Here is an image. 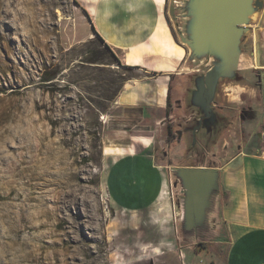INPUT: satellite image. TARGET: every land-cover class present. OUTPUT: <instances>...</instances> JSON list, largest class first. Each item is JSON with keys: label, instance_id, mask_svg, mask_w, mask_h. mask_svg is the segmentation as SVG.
<instances>
[{"label": "rangeland", "instance_id": "rangeland-1", "mask_svg": "<svg viewBox=\"0 0 264 264\" xmlns=\"http://www.w3.org/2000/svg\"><path fill=\"white\" fill-rule=\"evenodd\" d=\"M70 7L71 0H0V145L25 148V174L0 187V206L13 190L20 214L11 237L0 226V264H11L1 254L5 241L19 244L15 264H183L192 240L177 232L169 116L158 133L166 145H121L153 122L128 119L118 98L152 74L125 66L97 36L68 37L59 17ZM126 149L152 153L161 165L157 198L119 199L110 167ZM130 189L135 195L138 187ZM206 248L225 256V245L208 243L186 261L209 260Z\"/></svg>", "mask_w": 264, "mask_h": 264}, {"label": "crops", "instance_id": "crops-1", "mask_svg": "<svg viewBox=\"0 0 264 264\" xmlns=\"http://www.w3.org/2000/svg\"><path fill=\"white\" fill-rule=\"evenodd\" d=\"M167 8L168 0H71L70 9L59 17L71 39L97 36L120 52L124 65L152 74L154 81L133 83L118 98L117 106L124 109L128 119L136 116L140 123L153 122L149 130H134L132 142L121 145H147L146 150L152 145H166L158 133L164 130L163 120L169 116L165 110L171 81L188 56L187 48L175 38ZM254 63L261 80L247 105L245 120L241 118L242 147L237 153L228 150L226 162L219 168L217 228L203 241L225 245V256L206 248L211 258L201 259L200 264H264V154L260 134L264 132V12L254 26ZM158 110L161 116L156 115ZM228 148L227 142L224 149ZM128 150L110 167L119 199L157 198L166 180L161 165L155 163L152 153L136 155ZM130 184L138 187L135 195ZM187 246L190 254L183 250V264H193L186 261L187 257L198 252L192 244Z\"/></svg>", "mask_w": 264, "mask_h": 264}, {"label": "water", "instance_id": "water-1", "mask_svg": "<svg viewBox=\"0 0 264 264\" xmlns=\"http://www.w3.org/2000/svg\"><path fill=\"white\" fill-rule=\"evenodd\" d=\"M263 12L264 0H168V20L188 56L170 85L174 137L165 157L178 236L192 245L217 228L219 168L228 150L242 147L241 118L261 80L254 26Z\"/></svg>", "mask_w": 264, "mask_h": 264}, {"label": "bare ground", "instance_id": "bare-ground-1", "mask_svg": "<svg viewBox=\"0 0 264 264\" xmlns=\"http://www.w3.org/2000/svg\"><path fill=\"white\" fill-rule=\"evenodd\" d=\"M57 11L59 13L61 12L59 9ZM237 95L235 92L232 94V97L236 99ZM15 150H18V153H15ZM17 172L21 173L22 175L25 174L24 146H18L17 149H12L11 145H0V187L3 186L4 180L6 178L8 182H12L15 179ZM4 188H6L5 185ZM13 193L14 191L11 190L8 194L10 202L3 203L0 206V226L5 229L4 236L6 238L11 237V234L16 231V223L20 219V214L17 213L16 205L14 203L15 198L11 197ZM11 242L12 243L5 241L6 250L4 249L1 254L5 256L11 255V264H15L17 261H19L18 258H20L18 250L19 244H17L16 241Z\"/></svg>", "mask_w": 264, "mask_h": 264}, {"label": "trees", "instance_id": "trees-1", "mask_svg": "<svg viewBox=\"0 0 264 264\" xmlns=\"http://www.w3.org/2000/svg\"><path fill=\"white\" fill-rule=\"evenodd\" d=\"M102 40V39H101ZM107 45V44H106ZM108 46V45H107ZM109 47V46H108ZM110 48V47H109ZM125 66H127V65H125ZM127 67H129V66H127ZM54 78V76H49V77H47L45 80H52ZM168 105L169 106H171V100H170V93H169V95H168ZM167 112H168V114H169V112H170V109H169V107H168V109H167ZM167 133H168V141L169 142H171V140H172V137H174V132H173V130H172V128H171V126H169L168 127V129H167ZM207 243H205V242H200V243H198V244H196L195 246H194V250L196 251V252H199L201 249V247L202 246H205Z\"/></svg>", "mask_w": 264, "mask_h": 264}, {"label": "flooded vegetation", "instance_id": "flooded-vegetation-1", "mask_svg": "<svg viewBox=\"0 0 264 264\" xmlns=\"http://www.w3.org/2000/svg\"><path fill=\"white\" fill-rule=\"evenodd\" d=\"M168 107H169V109H170V106L168 105V99H167V109H168ZM167 109H166V112H167ZM167 114H168V112H167ZM167 126L169 127V126H171V125L168 124ZM168 127H167V129H168ZM171 128H172V126H171ZM167 142H169V141L167 140Z\"/></svg>", "mask_w": 264, "mask_h": 264}, {"label": "built area", "instance_id": "built-area-1", "mask_svg": "<svg viewBox=\"0 0 264 264\" xmlns=\"http://www.w3.org/2000/svg\"><path fill=\"white\" fill-rule=\"evenodd\" d=\"M262 141H263V154H264V132L262 134Z\"/></svg>", "mask_w": 264, "mask_h": 264}]
</instances>
